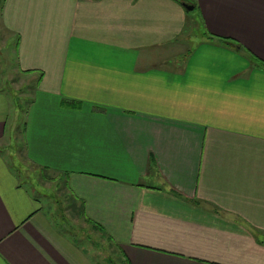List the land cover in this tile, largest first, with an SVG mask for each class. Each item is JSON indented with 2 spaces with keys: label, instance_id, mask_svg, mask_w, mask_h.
Segmentation results:
<instances>
[{
  "label": "crops",
  "instance_id": "1",
  "mask_svg": "<svg viewBox=\"0 0 264 264\" xmlns=\"http://www.w3.org/2000/svg\"><path fill=\"white\" fill-rule=\"evenodd\" d=\"M3 1L34 84L24 161L128 264H264V0H182L195 48L183 2ZM2 70L0 53V264H96L3 155L20 117L10 132Z\"/></svg>",
  "mask_w": 264,
  "mask_h": 264
},
{
  "label": "rangeland",
  "instance_id": "2",
  "mask_svg": "<svg viewBox=\"0 0 264 264\" xmlns=\"http://www.w3.org/2000/svg\"><path fill=\"white\" fill-rule=\"evenodd\" d=\"M4 1L0 2V13L2 12ZM0 46L1 47V61L3 65V91L8 95L10 106V118L8 129L9 131L14 129L12 123L15 116L18 113L19 121L16 122V131L13 142H2V146L5 151L3 155L9 157L14 162L15 167L19 170L20 162L25 168L18 173L20 182L27 183L26 186L39 197L41 204L44 207V212L50 218L55 219L58 223L70 232L72 231V239L91 254L96 261V264H126L123 257L118 251L117 245L112 241H108V237H102L97 232V227H91L86 223L85 217L78 214L77 205L68 196L63 186L56 184V178L58 175L53 173H41V170L35 166L27 164L22 157V147L17 142L21 139L20 136L23 133V127L25 123L26 111L30 106V102L33 96L34 84L28 83L17 69L16 60L13 58L14 45L17 43L8 42L10 40L9 33L3 29L0 25ZM204 37L200 19L196 10L189 12L188 29L186 37L182 40V43H186L187 47L195 48ZM187 53H176V59L183 60L186 58ZM5 57V58H3ZM26 80V81H25ZM22 110V111H21ZM25 113H22L24 112ZM11 132V131H10ZM23 183V184H24ZM34 194V195H35ZM80 206V205H79ZM95 229V230H93ZM103 232V231H102Z\"/></svg>",
  "mask_w": 264,
  "mask_h": 264
},
{
  "label": "trees",
  "instance_id": "3",
  "mask_svg": "<svg viewBox=\"0 0 264 264\" xmlns=\"http://www.w3.org/2000/svg\"><path fill=\"white\" fill-rule=\"evenodd\" d=\"M0 1H2V0H0ZM174 1H176V2H178V3H182L183 1L182 0H174ZM210 39L211 40H213V41H215V42H217V43H221V44H224V45H228V46H230V47H232V48H238V45L237 44H235V43H233V41H231V40H229V39H227V38H221V37H210ZM239 51H242V50H244L242 47H239V49H238ZM255 58H253V60H254ZM255 62H257V61H255ZM77 205V204H76ZM74 209H77V211H78V214L79 215H82V216H84L85 215V207H84V205H83V203H81L80 204V206H77V208L76 207H74ZM85 217V216H84ZM124 262L126 263V264H128V262L126 261V260H124Z\"/></svg>",
  "mask_w": 264,
  "mask_h": 264
},
{
  "label": "water",
  "instance_id": "4",
  "mask_svg": "<svg viewBox=\"0 0 264 264\" xmlns=\"http://www.w3.org/2000/svg\"><path fill=\"white\" fill-rule=\"evenodd\" d=\"M182 6L187 10V11H193L194 7L188 5L187 3L183 2Z\"/></svg>",
  "mask_w": 264,
  "mask_h": 264
}]
</instances>
